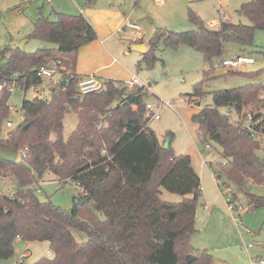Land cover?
<instances>
[{"label": "trees", "instance_id": "trees-1", "mask_svg": "<svg viewBox=\"0 0 264 264\" xmlns=\"http://www.w3.org/2000/svg\"><path fill=\"white\" fill-rule=\"evenodd\" d=\"M236 13L248 24L223 20L218 29H211L188 9V20L195 29L157 30L138 65H153L160 42L171 49L184 45L200 52L205 68L223 57L229 44L253 46L255 31H264V0H250ZM30 38L53 47L34 53L5 47L0 54V60L5 59L0 65V83L12 81L16 74V86L27 91L42 83L36 68L57 60L71 71L77 51L95 41L97 34L82 15L55 13L54 19H49L40 13ZM203 72L208 75L213 70ZM205 84H195L188 95L196 106L206 94ZM76 85V76L63 75L51 87L49 100H23V121L6 138L1 136V127L10 112L11 93H0V149L15 150L20 155L13 163L0 159V173L12 177L15 191L10 196L0 187V262L13 257L15 242L21 240L48 243L53 257L33 264H211L212 256L205 250H195L192 260H186L192 251L190 238L196 232L200 178L189 155H175L170 147L163 148L148 127L144 112L148 93L109 80L101 92L80 96ZM211 95L212 104L198 109L191 121L205 147L211 148L210 141L220 149L223 161L216 163V180L223 177L239 187L247 179L264 185V160L258 156L264 121L256 123L264 109L259 86L220 90ZM133 105L136 111H132ZM223 109H232L238 116L251 113L258 139L223 114ZM67 112L75 114L77 122L65 139ZM46 173L60 184L72 182L79 189L69 210L35 196L38 182ZM161 189L181 200L163 201ZM246 197L249 207L264 209L263 197ZM74 231L84 234L85 240L77 241Z\"/></svg>", "mask_w": 264, "mask_h": 264}, {"label": "rangeland", "instance_id": "rangeland-1", "mask_svg": "<svg viewBox=\"0 0 264 264\" xmlns=\"http://www.w3.org/2000/svg\"><path fill=\"white\" fill-rule=\"evenodd\" d=\"M137 1L119 0V3H121V11L125 16L130 15L132 10H136L131 20L128 19L125 23L128 21L138 24L141 29V39L132 36L131 30L125 28L121 33L115 32L110 41L104 44L106 49L104 47L102 49L92 48L91 46L97 42L95 40L89 43L91 44L89 47H87L88 44L81 47L78 52L87 47L85 57H92L99 65H109L115 59V63L102 73L109 75L113 80L120 79V82H117L120 85L125 83L127 86V82L134 76L142 84L150 87L146 101L161 106L160 119L150 121L148 127L156 134L160 145L166 149L170 147L175 155H191L195 168L199 167V161L206 162V165L202 166L204 174L203 178L200 177L201 197L195 218L196 232L193 239L197 242L196 246H191L192 251L186 260H192L195 250H206L212 256L211 264H249L251 257L264 258V209L249 207L246 197L247 194H251L264 198V185H255L247 179L239 187L226 182L223 177L215 184L213 176L217 179L216 163L223 161L220 149L210 141L208 144L211 148L206 149L205 144L198 138L197 126L191 121V116L198 109L212 104L211 93L215 91L257 85L259 86V97L264 100V31H255L253 46L247 48H239L235 44L226 46L224 57L231 58L241 53V55L250 56L255 61L254 64L242 66L236 71L220 69L205 75L203 71L207 69V66L205 68L202 54L184 45L171 49L160 42L155 52L157 60L151 67L139 66L138 63L143 54L131 50L132 42L135 41H141L148 49L150 39L159 29L174 32H187L195 29L188 20V9L197 14L194 8L197 4L190 3L192 1L199 3L203 16L197 15L204 24L209 27L208 22L213 19L218 24H213L209 28L218 29L223 20L248 24V20L240 17L236 11L250 0H188V2L187 0H165L164 7L157 6L153 0H142L139 4ZM96 3L101 7H106L108 0H96ZM179 6L180 9H178ZM115 9L119 8L115 7ZM40 13H43L44 17L54 19L55 13L61 12H55L44 0H0V54L5 47H18L23 40H27L23 46V51L26 53L53 47L49 43L30 38L33 24ZM220 14L225 18H222ZM214 62L212 60L211 64ZM4 63L5 59L0 60V65ZM226 72L230 73L224 75ZM249 74H255V76L248 77ZM59 79V76L55 75L51 80L43 79L39 86L31 87L27 91L13 90L8 99L10 112L2 124L1 136L3 137L6 132L4 126L6 121H11L15 127L22 123L23 114L20 107L23 100L34 98L49 100L51 87ZM202 81H206L203 87L206 94L198 100V106H196L191 100L189 101L188 95L192 94L195 84ZM36 88L39 93H36ZM128 89L132 88L128 87ZM261 112L264 114V109ZM76 122V115L72 112L64 115L63 137L65 139L74 129ZM51 139H54L53 135ZM200 154L203 156L202 159L199 157ZM258 156L264 160V140ZM0 187L5 194L14 188L10 182ZM227 188L232 192L228 193L225 190ZM160 191L163 201L179 202V196L163 189ZM78 193L79 189L74 183L60 184L51 173H46L38 182L35 196L41 201L49 200L54 205L69 210ZM235 206L240 207V210L230 209ZM99 218L103 219V216L99 215ZM73 236L79 242L85 240V235L81 232L74 231ZM249 244L250 248H248ZM26 247L27 244L24 242L17 243L13 257L0 264H33L41 258L53 257V253L44 242H33ZM27 250L30 253L29 257H23V253Z\"/></svg>", "mask_w": 264, "mask_h": 264}, {"label": "built area", "instance_id": "built-area-1", "mask_svg": "<svg viewBox=\"0 0 264 264\" xmlns=\"http://www.w3.org/2000/svg\"><path fill=\"white\" fill-rule=\"evenodd\" d=\"M47 3H50V0H46ZM155 3L158 6H163V1L162 0H154ZM129 29L132 32V36H134L135 38H140L141 37V29L139 27L138 24L134 23V22H126L123 29ZM213 61H215L213 64H210L207 66V69H212V70H225V71H236L238 70L240 67L245 66V65H251L254 64L255 61L253 58H251L250 56H245V55H239L233 58H229V57H220L217 59H214ZM37 71V75L38 77L43 80V79H52L55 75H58L59 78L61 79L63 75L65 76H76L77 77V85H76V91L80 96H84L87 94H91V93H99L102 90H104L105 88V83L98 80L96 77L94 76H81L78 75L76 73H73L69 70H67L62 62L60 60L57 61H52L50 63H48L46 66H41L39 68H36ZM17 77L16 74L12 75V81L10 82H3L0 83V93L3 90H7L8 92H12L15 89H19L16 86V82L14 81V79ZM60 79L58 81H60ZM39 86V85H38ZM36 86H34L35 88ZM127 87L129 88H141L144 89L148 94L150 93V87L145 86L144 84H142L136 77H132L131 80L127 83ZM50 90V89H49ZM36 93H39V90L36 88L35 89ZM42 99V98H41ZM168 105V104H167ZM160 104H154L151 102H147L145 101L144 104V112H145V117L147 118V120L150 121H157L160 119V115H159V109H160ZM137 110V106L133 105L132 106V111H136ZM14 111H16V108H14ZM221 112L223 114H225L227 117L233 119L234 121H237L239 124H241V126L248 131L253 137L258 139L259 133L256 131V129L254 128V126L256 125V123L260 122V121H264V114L263 116H261V119L259 121H257L256 123H253V115L251 113H242L241 115H235L232 109H223L221 110ZM5 129L6 132L3 135L4 138H6L8 135V132L11 131L12 129L15 128V126H13L11 121H6L5 122ZM2 129V127H1ZM206 149H209L207 146L205 147ZM19 154L17 153V158H19ZM16 158V160H17ZM203 164H206V162L203 161ZM216 180V179H214ZM12 183V177L9 174H4V173H0V186H6L7 183ZM2 190V189H1ZM33 190V187H32ZM231 191V190H226ZM3 192V191H2ZM14 189L7 193V195H13L14 193ZM4 193V192H3ZM230 208V207H229ZM232 210V208H230ZM240 210V208L238 209ZM239 216V213H238ZM238 223V220H237ZM251 245H248V248H250ZM48 254H50V251H48ZM250 264H264V258L261 257H256L253 259H250Z\"/></svg>", "mask_w": 264, "mask_h": 264}, {"label": "crops", "instance_id": "crops-1", "mask_svg": "<svg viewBox=\"0 0 264 264\" xmlns=\"http://www.w3.org/2000/svg\"><path fill=\"white\" fill-rule=\"evenodd\" d=\"M44 1H46V0H44ZM141 1L142 0H138L137 3L139 4V3H141ZM162 1H163V6H159V7L165 6V0H162ZM186 2H188V0ZM46 3H47V1H46ZM190 3H196L197 5L194 6L195 11L197 12V14L200 17L203 16V11H202V9H200L199 3L197 1H192ZM47 4L55 12L58 11V12H61L64 14H69V15H82L90 23V25L94 28L96 34L98 35L96 38L97 42L94 43L95 44L94 46H91L94 49H97V47L102 49V47H104V44L106 42L110 41V38L115 34V32L121 33L122 31H124L125 29H123V27L125 25L124 24L125 21L128 19L131 20L132 15L134 14V12H136V10H132L130 15L125 16L121 11L122 6H121V3H119V0H108L106 7H101V6L97 5L96 0H94V2H92L91 4H89L88 0H50V3H47ZM122 5H123V3H122ZM83 6H84V8H83ZM115 7L119 8V9H115ZM180 8L181 7L179 6L178 9H180ZM218 12L220 13V11H218ZM220 16L222 18H225L224 15H222V14H220ZM226 21H228V20H226ZM213 24H218V23H216L215 20L211 19L208 22V25L210 27ZM140 39H138V40H140ZM138 42H139L138 44H143L141 41H138ZM90 45L88 44L87 47H89ZM132 45H136V44H132ZM87 47L81 49L79 52L77 51V54L74 57V63H73V65L72 64L70 65V68L72 69L71 71H74L76 74L81 75V76H94L98 80H100L104 83L109 81V80H112L113 82H120V79H118V81L113 80L110 78L109 75H104L102 73V72L106 71L109 66H111L112 64L115 63V59H113L109 65H99L97 63V61L95 59H93L92 57H88V58L85 57V51H86ZM12 48H14V47H12ZM15 48H17V47H15ZM104 49H106V48L104 47ZM146 50H147V48H146ZM227 54H231V53L227 52ZM239 55H241V53L238 55L235 54V55H233V57H236ZM233 57H231V58H233ZM47 84H49V82H47ZM123 85H125V83ZM199 157L201 159L203 158V156L201 154ZM190 158H191V164H192L194 171L197 173L199 178L200 177L203 178L204 173L202 172V166H205L206 164H203V160H201V161H199V163H200L199 167H196L197 168L196 169L195 168V162L193 161V158L191 155H190ZM213 179H216V178L213 176ZM214 183L216 184L217 180H214ZM200 185H201V180H200ZM180 200H181V198L179 199V201ZM193 237H194V234L190 238V246H194L197 242L196 239L195 240L193 239ZM19 242H24V241L17 240L15 242V245ZM24 243L27 244V247L31 244V243H27V242H24ZM44 243H46V242H44ZM46 244L48 245V243H46ZM15 245H14V252H15ZM29 255H30V253L27 250L26 252L23 253L22 256L23 257H29ZM193 256H194V253H193L192 257ZM256 257H260V256L251 257L250 259H253ZM211 263H212V261H211Z\"/></svg>", "mask_w": 264, "mask_h": 264}, {"label": "water", "instance_id": "water-1", "mask_svg": "<svg viewBox=\"0 0 264 264\" xmlns=\"http://www.w3.org/2000/svg\"><path fill=\"white\" fill-rule=\"evenodd\" d=\"M26 42L27 40H23L19 44L17 49H19L20 51H23V46ZM131 50L137 53H140V54H144L146 52V47L144 44H136L131 47ZM27 127L28 126H25L24 130L27 129ZM16 158H17V152L15 150L7 151V150L0 149V159L3 160L4 162L13 163L16 161Z\"/></svg>", "mask_w": 264, "mask_h": 264}]
</instances>
